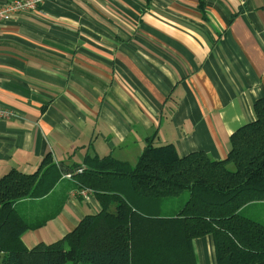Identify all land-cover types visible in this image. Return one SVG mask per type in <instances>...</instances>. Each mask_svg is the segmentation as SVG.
Wrapping results in <instances>:
<instances>
[{"label":"crops","instance_id":"0c3cea01","mask_svg":"<svg viewBox=\"0 0 264 264\" xmlns=\"http://www.w3.org/2000/svg\"><path fill=\"white\" fill-rule=\"evenodd\" d=\"M260 99L264 0H50L0 26V109L13 114L0 119V179L33 175L48 156L64 169L49 196L18 204L48 220L23 244H55L101 212L73 191L74 167H134L153 137L224 161ZM193 247L197 264H216L212 237Z\"/></svg>","mask_w":264,"mask_h":264},{"label":"trees","instance_id":"16d2710c","mask_svg":"<svg viewBox=\"0 0 264 264\" xmlns=\"http://www.w3.org/2000/svg\"><path fill=\"white\" fill-rule=\"evenodd\" d=\"M253 109L224 161L180 157L153 137L134 167L112 157L74 167L73 191L92 192L101 212L52 245L27 249L22 237L48 220L31 221L17 206L49 196L62 170L51 156L33 175L12 170L0 179V264H197L193 243L208 236L216 264H264V224L243 214L264 204V99Z\"/></svg>","mask_w":264,"mask_h":264},{"label":"built area","instance_id":"2783aa9c","mask_svg":"<svg viewBox=\"0 0 264 264\" xmlns=\"http://www.w3.org/2000/svg\"><path fill=\"white\" fill-rule=\"evenodd\" d=\"M47 1L50 0H14L0 6V26L12 22L18 16L37 12ZM12 117V113L0 109V119H9ZM79 173H82V170ZM66 178L72 180L71 175H67ZM75 194L85 202H88L92 196V192L90 191H80Z\"/></svg>","mask_w":264,"mask_h":264},{"label":"rangeland","instance_id":"374dc122","mask_svg":"<svg viewBox=\"0 0 264 264\" xmlns=\"http://www.w3.org/2000/svg\"><path fill=\"white\" fill-rule=\"evenodd\" d=\"M189 195L188 193H185L181 198L174 200V204H182L188 199ZM170 202H173L171 200ZM244 216L246 217H253L260 223L264 224V207H252L251 209L244 211Z\"/></svg>","mask_w":264,"mask_h":264},{"label":"water","instance_id":"95a60500","mask_svg":"<svg viewBox=\"0 0 264 264\" xmlns=\"http://www.w3.org/2000/svg\"><path fill=\"white\" fill-rule=\"evenodd\" d=\"M60 169L62 170V172H64V169L60 166Z\"/></svg>","mask_w":264,"mask_h":264}]
</instances>
